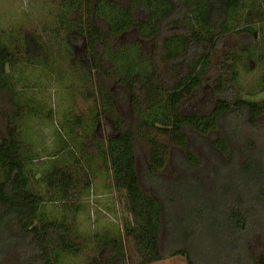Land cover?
Here are the masks:
<instances>
[{
	"label": "trees",
	"instance_id": "obj_1",
	"mask_svg": "<svg viewBox=\"0 0 264 264\" xmlns=\"http://www.w3.org/2000/svg\"><path fill=\"white\" fill-rule=\"evenodd\" d=\"M62 1L71 10L80 6L76 34L69 38L73 42L84 39L86 58L92 60L89 65H77L87 66L99 85L97 103L87 110L92 115L91 124L106 117L113 127L121 129L105 139L94 135L90 144L99 158L110 163L114 186L125 193L132 223L125 225L124 232L136 246L138 262L147 264L181 255L187 264H264V236H257L264 233V150L249 138L240 154L227 146L226 140L216 139L213 143L228 155L223 162L219 156L212 155L210 160L197 155L188 139L190 131L206 135L218 130L225 116L261 131L258 123L264 119V99L239 94L235 52L217 51L220 42L231 34L249 33L255 38L252 27L264 18V10L249 9L240 27L232 25L231 19L242 0H127V4L124 0ZM130 32L137 37L119 45L117 41ZM54 56L47 41L35 34L25 35L22 49L12 50L0 40V93L13 106L2 111L5 125L0 126V263L10 252L16 253L22 264H58L60 252L79 253L67 222L41 216L45 195L39 182L45 183L47 194L65 198L76 182L73 171L56 166L39 181L29 168L33 159L19 123L26 114L37 115L46 109L44 103L21 96L12 73L20 60L40 59L48 67L54 65ZM213 70L215 76H211ZM102 77L118 79L125 91H120L123 102L130 95L131 108L139 107V122L132 127L123 128L122 107L100 82ZM206 79L215 80L214 89L220 96L207 114L186 112V99L194 97ZM69 110L68 114L75 113ZM53 113L50 109L49 115ZM77 123L81 124V118ZM234 130L239 133V127L234 126ZM154 131L166 136L167 141L158 139ZM139 134L150 146L145 167L150 190L143 188L138 169ZM169 143L191 164L210 162L218 177L213 198L202 197L200 179L187 176L190 168L175 179L161 175L170 154ZM93 157L86 159L92 163ZM231 174L234 183L228 181ZM165 179L172 183L163 185ZM177 207L183 212L178 214ZM257 239L263 248L250 255L248 248ZM104 250L109 258H98V262L95 258L94 264L136 262L126 254L120 236L107 239Z\"/></svg>",
	"mask_w": 264,
	"mask_h": 264
},
{
	"label": "rangeland",
	"instance_id": "obj_2",
	"mask_svg": "<svg viewBox=\"0 0 264 264\" xmlns=\"http://www.w3.org/2000/svg\"><path fill=\"white\" fill-rule=\"evenodd\" d=\"M123 2L127 4V0ZM253 8L264 10V0H242V5L232 14V25L242 27L245 24L246 12ZM80 16L79 5L71 10L63 6L62 0H0V40L12 50L15 47L22 49L25 35L35 34L42 41H47L55 55L54 65L45 67L40 59L20 60L12 71L14 80L19 83V86L15 87L21 90V96L25 99L30 98L33 102L44 103L46 109L37 115L26 114L19 123L24 144L33 159L29 168L40 181L42 174L48 173L56 166L67 167L73 171L76 180L68 197L65 198L58 197L60 196L58 194V196L47 194L45 183L36 182L37 184L39 182V188L45 195L41 216L46 220L58 219L67 222L73 231L74 243L79 247L77 254L60 252L58 264H94L95 258L97 262L98 258L107 260L110 254L104 250V243L109 238L119 236L123 238L126 254L136 260L131 264H142L138 262L140 257L134 242L131 238L125 237V225L132 223L125 193L115 188L110 163L99 158L97 150L90 144L94 135L105 139L109 135L119 133L121 129L113 127L106 117L91 124L89 117L91 114H87L88 108H93L97 103L99 85L94 73L89 72L87 66L77 65V62L89 65L92 60L90 56L86 58L84 39L73 42L69 38L76 34L74 30ZM252 28L256 34L255 38L249 33L231 34L220 42L217 52L220 54L227 49L235 52L238 58L239 94L248 99L262 101L264 99V18L258 19ZM125 37L117 43L125 45L137 35L130 32ZM20 57H23V51ZM211 76H215V70L211 72ZM100 82L114 93L115 103L122 107L123 128L132 127L139 122L137 114L139 107L134 108L135 110L131 108L130 95L127 97V102H123L120 91L124 88L118 79L102 77ZM215 85V80L206 79L196 95L186 99V112L207 114L215 99L220 96L214 89ZM69 108L75 113L68 114ZM4 109L12 110L13 106L0 93V126L2 127L5 125L2 114ZM50 109L54 111L51 116ZM80 118L81 124L77 123ZM260 120L258 126L264 131V119ZM234 126L239 127V133L234 130ZM261 131L257 132L247 122H239L235 117L225 116L218 130L206 135L190 131L188 139L197 155H203L210 160L212 155L219 156L223 162H227L228 155L213 143L216 139L226 140L227 146L232 150L241 151L240 154L248 146L249 138L264 150V136L258 135L264 133ZM154 133L158 139L167 141L166 136H160L155 131ZM138 141L140 146L138 169L142 177L141 182L144 189L150 190L152 189L150 179L145 173L150 146L141 135L138 136ZM84 144L87 146L84 147ZM168 146L170 154L165 167L160 170L161 175L175 179L186 174L190 168L187 176L193 180L200 179L202 197L213 198V189L217 185L218 177L213 174L214 167L210 162L205 160L200 166L191 164L179 148L170 143ZM80 147H84L85 152L81 151ZM92 155L94 161L89 163L86 157ZM237 168L238 171L241 169L239 166ZM228 181L235 182L232 174ZM162 183L164 185L172 182L165 179ZM244 187L248 189L246 179ZM176 194L178 195L179 191ZM177 209L178 214L183 212L181 207ZM166 230L164 226L165 238ZM257 236L263 237L264 233ZM251 244L253 245L248 248L250 255L257 254L263 248L259 239ZM117 263V260L113 262V264ZM0 264L22 263L16 253L10 252ZM147 264H187V261L185 257L175 255Z\"/></svg>",
	"mask_w": 264,
	"mask_h": 264
}]
</instances>
